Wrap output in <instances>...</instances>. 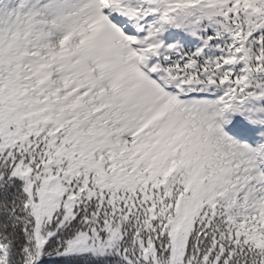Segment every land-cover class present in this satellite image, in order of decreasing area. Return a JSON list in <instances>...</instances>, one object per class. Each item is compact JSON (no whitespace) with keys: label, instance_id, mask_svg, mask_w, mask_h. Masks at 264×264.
Wrapping results in <instances>:
<instances>
[{"label":"snow or ice","instance_id":"snow-or-ice-1","mask_svg":"<svg viewBox=\"0 0 264 264\" xmlns=\"http://www.w3.org/2000/svg\"><path fill=\"white\" fill-rule=\"evenodd\" d=\"M0 264H264V0H0Z\"/></svg>","mask_w":264,"mask_h":264}]
</instances>
